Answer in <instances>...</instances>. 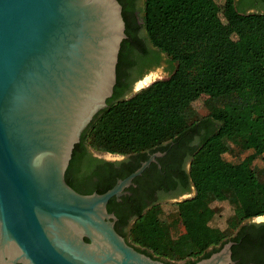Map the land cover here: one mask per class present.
I'll list each match as a JSON object with an SVG mask.
<instances>
[{
    "label": "trees",
    "instance_id": "1",
    "mask_svg": "<svg viewBox=\"0 0 264 264\" xmlns=\"http://www.w3.org/2000/svg\"><path fill=\"white\" fill-rule=\"evenodd\" d=\"M117 1L126 39L116 83L106 107L75 145L65 182L79 194L110 189L107 176L92 182L99 172L86 149L141 156L167 142L198 136L189 167L193 197L167 214L159 204L138 213L125 236L151 258L187 264L231 236L242 221L264 215V164L251 167L264 155V13L240 14L234 0L221 5L214 0H144L137 32L129 6ZM162 55L173 65L169 77L126 97L127 87L145 69L159 65ZM201 98L207 113L199 117L192 104ZM233 149L250 154L233 164L223 158ZM223 201L233 208L226 228H203L214 214L211 204Z\"/></svg>",
    "mask_w": 264,
    "mask_h": 264
},
{
    "label": "water",
    "instance_id": "2",
    "mask_svg": "<svg viewBox=\"0 0 264 264\" xmlns=\"http://www.w3.org/2000/svg\"><path fill=\"white\" fill-rule=\"evenodd\" d=\"M125 39L117 0H0V264H166L129 246L107 211L161 154L102 194L65 182ZM193 264L234 263L227 245Z\"/></svg>",
    "mask_w": 264,
    "mask_h": 264
},
{
    "label": "flooded vegetation",
    "instance_id": "3",
    "mask_svg": "<svg viewBox=\"0 0 264 264\" xmlns=\"http://www.w3.org/2000/svg\"><path fill=\"white\" fill-rule=\"evenodd\" d=\"M123 1L129 6V16L135 22L136 31L139 32L142 26L144 0ZM234 5L240 14L264 13V0H234ZM149 70L145 69L144 72ZM138 80L127 87L126 96L133 92L134 84ZM199 140L198 136H187L181 141L167 142L159 149L146 152L141 156H118L112 159L102 158L89 149L84 151L86 155L96 160L94 166L99 175L92 176V182L97 183L107 176L111 179L108 185L110 189L118 180H123L134 172L153 154H161L139 177L132 181V185L124 189V194L119 199L109 200L112 202L111 210L110 202L107 203L108 213L116 218L115 231L129 246L131 245L126 241L125 236L138 213L161 203L175 206L193 197L194 187L189 178V167L192 150L198 145ZM80 194L86 195L82 192ZM118 217L121 219L118 220ZM84 241L88 242L86 239ZM227 245L230 249V259L234 264H264V215L242 221L231 236L224 238L217 246L207 249L199 260H192L187 264L208 259L220 253ZM157 261L169 264L162 260Z\"/></svg>",
    "mask_w": 264,
    "mask_h": 264
},
{
    "label": "rangeland",
    "instance_id": "4",
    "mask_svg": "<svg viewBox=\"0 0 264 264\" xmlns=\"http://www.w3.org/2000/svg\"><path fill=\"white\" fill-rule=\"evenodd\" d=\"M214 1L219 5H221L223 2V0H214ZM146 44L149 48L151 47L149 43ZM171 65L172 64L170 63L169 59L165 55H162L159 65L151 68L148 72H146L143 75V77L140 80H138L134 84V87H136V85L138 84L140 86L138 87V89L134 88L133 92L131 94H128V97L134 95L135 93L141 91L142 89L147 88L153 82L167 79L171 72ZM203 99L204 98H201L197 101L195 100L192 104L194 110L196 111L199 117L207 113L206 108L203 104L204 103L203 101L205 99L204 100ZM248 154H250V152L240 153L238 150L233 149L229 153L224 154L223 158L230 163L236 164L242 161ZM96 155L105 159L116 158L115 156H110L111 154L108 155L107 153H96ZM263 164H264V155L262 157L256 158L252 162L251 167L260 168L261 166H263ZM159 205L163 214H167L175 209V206H170L168 204L161 203ZM211 208L214 211V214L210 216L208 222L202 223V227L206 228L207 226H211L214 228H219L221 230H224L226 228L227 219L232 215L233 212L232 205L229 203V201L214 202L211 204ZM182 263H184V261L171 262V264H182Z\"/></svg>",
    "mask_w": 264,
    "mask_h": 264
},
{
    "label": "bare ground",
    "instance_id": "5",
    "mask_svg": "<svg viewBox=\"0 0 264 264\" xmlns=\"http://www.w3.org/2000/svg\"><path fill=\"white\" fill-rule=\"evenodd\" d=\"M65 229L68 230L69 232H72L74 230V228L71 227V226H66ZM67 237L72 239V240H76L75 236L72 233L71 234H67ZM92 252L96 253L95 251H92ZM93 255H95V254H93Z\"/></svg>",
    "mask_w": 264,
    "mask_h": 264
}]
</instances>
